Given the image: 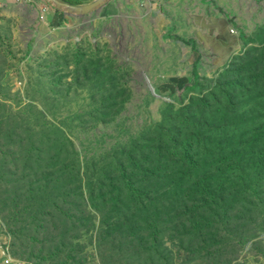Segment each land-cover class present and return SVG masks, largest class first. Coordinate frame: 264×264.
Here are the masks:
<instances>
[{
    "label": "rangeland",
    "instance_id": "rangeland-1",
    "mask_svg": "<svg viewBox=\"0 0 264 264\" xmlns=\"http://www.w3.org/2000/svg\"><path fill=\"white\" fill-rule=\"evenodd\" d=\"M61 9L0 6V264H264V17L190 82L151 0Z\"/></svg>",
    "mask_w": 264,
    "mask_h": 264
},
{
    "label": "crops",
    "instance_id": "crops-1",
    "mask_svg": "<svg viewBox=\"0 0 264 264\" xmlns=\"http://www.w3.org/2000/svg\"><path fill=\"white\" fill-rule=\"evenodd\" d=\"M93 1L72 0L68 4ZM151 5L157 29L179 39L187 62L182 78L190 82L210 76L228 63L248 41L251 26L264 17V0H151ZM0 6L23 7L27 14H34L39 26L58 25L64 16L61 8L49 9L40 0H0ZM174 82L161 84L162 90L178 86L175 83L179 81Z\"/></svg>",
    "mask_w": 264,
    "mask_h": 264
},
{
    "label": "water",
    "instance_id": "water-1",
    "mask_svg": "<svg viewBox=\"0 0 264 264\" xmlns=\"http://www.w3.org/2000/svg\"><path fill=\"white\" fill-rule=\"evenodd\" d=\"M50 1L58 5L60 8H64L69 13L86 14L92 11L93 9L99 7V5H101V3L105 0H95L89 4H84V5H71L61 0H50ZM150 87L154 90L152 84H150Z\"/></svg>",
    "mask_w": 264,
    "mask_h": 264
},
{
    "label": "trees",
    "instance_id": "trees-1",
    "mask_svg": "<svg viewBox=\"0 0 264 264\" xmlns=\"http://www.w3.org/2000/svg\"><path fill=\"white\" fill-rule=\"evenodd\" d=\"M63 2H66V3H72V0H61Z\"/></svg>",
    "mask_w": 264,
    "mask_h": 264
},
{
    "label": "built area",
    "instance_id": "built-area-1",
    "mask_svg": "<svg viewBox=\"0 0 264 264\" xmlns=\"http://www.w3.org/2000/svg\"><path fill=\"white\" fill-rule=\"evenodd\" d=\"M41 18H43V16H41ZM232 31H234V30L232 29Z\"/></svg>",
    "mask_w": 264,
    "mask_h": 264
}]
</instances>
